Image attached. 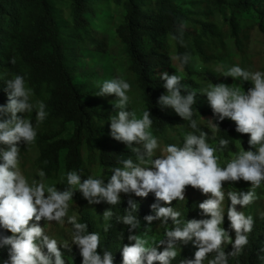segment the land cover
I'll use <instances>...</instances> for the list:
<instances>
[{
  "label": "clouds",
  "instance_id": "1",
  "mask_svg": "<svg viewBox=\"0 0 264 264\" xmlns=\"http://www.w3.org/2000/svg\"><path fill=\"white\" fill-rule=\"evenodd\" d=\"M186 27L181 22L173 37L181 45H184ZM172 59L184 66L193 58L184 54ZM10 63L14 65L15 58ZM216 71L219 75L241 82L250 81L253 85L245 91L241 84L211 83L199 92L206 94L214 115L220 121L228 118L235 122L238 133L249 134V150L242 147L243 150L221 167L217 152L223 151L229 141L221 138L218 145L210 146L207 142L209 134L201 130L199 135L194 132L184 134L182 146L169 144L161 155L154 156L159 144L151 131V112L147 109L142 118H137L135 111L129 110L131 85L117 76L98 84L99 91L95 95L116 97L113 102L116 114L109 117L110 135L124 143L135 154L136 161L131 158L122 160L123 167L114 168L107 183L104 179L83 178L79 172L69 171L66 182L59 183L66 185L64 190H59L57 184L47 183L42 170L37 173L39 180L33 179L31 183L22 173L19 144L28 146L35 142L37 128L45 121L48 112L44 102H32L33 90L26 87L22 75L7 79V103L0 104V145L6 146L0 147V227L11 235L0 236V246H10V264H66L62 249L71 252L72 244L79 248L82 264H114L111 251L105 250L102 254L99 251V233L89 232L86 223L78 222L75 215H68L77 191L90 205L106 202L113 206L120 203L121 193L142 198L154 193L157 201L151 205L154 215H147L144 219L149 225L154 220L168 224L171 219L174 227L166 230L164 238L159 240L150 241L146 231L143 236L130 231L128 240L134 243L122 246V264H171L180 254L179 245H187L190 241L197 248L194 259H185L181 264H204L206 259L208 264H228L229 257L242 255L249 243L248 234L253 230L254 218L237 210V205L242 209L254 203L258 198L256 189L264 184V71L253 72L238 65ZM160 79L166 89L157 101L161 109H173L189 122L191 129H198L192 108L197 92L182 85L184 77L181 75H169L164 71L160 73ZM33 112L35 123L26 118V114ZM207 121L214 137L219 125L211 119ZM240 180L250 182L247 191L225 192V182L232 184ZM188 186L205 195L210 194V198L199 204L203 216L210 218H194L182 224L180 212L171 206H161V201L164 205H170L173 200L185 201ZM226 196L231 201L226 211L230 228L235 232L234 240L222 226ZM128 203L129 209L116 219L128 225L130 230L139 228L140 220L133 214L137 204L132 200ZM114 215L112 209H107L103 212V219L110 221ZM33 219L37 223H30ZM42 219L46 223L64 225L67 222L72 225L71 243L65 241L60 244L50 238L38 223ZM110 227L106 223L104 231ZM228 244L232 245V251L226 253L224 248ZM161 246L163 250H160ZM213 253V258L208 259Z\"/></svg>",
  "mask_w": 264,
  "mask_h": 264
},
{
  "label": "trees",
  "instance_id": "2",
  "mask_svg": "<svg viewBox=\"0 0 264 264\" xmlns=\"http://www.w3.org/2000/svg\"><path fill=\"white\" fill-rule=\"evenodd\" d=\"M64 3L65 0H59ZM70 2L71 23L65 24L57 17L53 0H0V104H6L8 90L6 80L15 75L25 78L26 87L33 90V103L42 101L46 104L48 116L37 128V137L33 144H19L20 156L24 148L34 147L37 151L34 165L36 172L44 171L46 179L55 178L60 169V156L63 155V170L77 171L83 178L91 176L86 161L98 160L105 170V178L108 180L112 170L123 167L122 160L131 158L134 162L136 156L122 142H116L110 135V120L112 116L106 109L99 106V100L89 95L84 84L73 80L70 65L65 56V39L62 31L70 28L67 43L74 44L81 38L88 22L85 12L90 10L92 0H68ZM100 1V0H99ZM123 10L122 23L116 28V36L124 47L128 60V70L135 76V82L142 93V99L147 109L151 112L153 121L152 134L164 148L169 144L177 145L173 136L178 132H194L199 135L201 130L207 132V142L210 146L218 145L221 138L227 139L229 144L221 151L224 156L237 152L236 125L230 119L220 121L213 113L210 105L202 102L203 94L199 93L198 82L193 77L195 72L189 63L182 66L186 71V77L182 85H186L189 91H196V103L192 106L198 129H191L188 121H184L171 108L161 109L157 103L158 98L166 93L160 73L172 69L173 60L170 56L174 52L176 56L191 54L192 47L204 60L210 63L220 59L223 51L232 45L236 46L237 52L244 54L248 41L247 30L240 26L237 15L253 12L257 15V27L264 33V0H209L203 4L212 6L218 11L228 8L231 17L226 31L219 30L216 24L207 21L210 15L205 14V19L199 20L196 13L179 6V0H111ZM102 12L100 6L99 9ZM183 22L186 24L183 39L184 45L179 44L173 37L177 27ZM205 38V39H204ZM227 43V45H226ZM101 45L98 47L100 48ZM213 49V55L209 56L206 48ZM15 58L13 65L10 60ZM258 71H264V59L256 61ZM179 75V74H177ZM251 86H246V91ZM183 92V90H182ZM184 94H187L184 92ZM26 118L35 123V112L26 114ZM211 119L219 125L213 133L205 122ZM67 124L72 125L71 133L63 136ZM241 134V133H240ZM135 146V145H134ZM0 147H6L0 145ZM163 148V149H164ZM162 148L155 151L154 156L162 152ZM20 159V157H19ZM2 162V161H0ZM229 190H225L227 193ZM210 198L198 189L188 186L185 192V201L173 200L170 205L180 212L179 219L182 224L190 219L210 218L202 214L199 204ZM129 200L137 204L134 215L140 220V227L129 228L128 225L118 222L116 216H123L129 209ZM154 193H149L146 198L135 194L121 193V201L117 205H109L106 202L99 204L82 205L78 222L86 223L89 232L99 233V251H111L114 256V264H122V246L134 243L128 240V235H144L150 239L159 240L164 238L166 230L174 227L169 218L168 224L159 220L149 223L144 219L147 215H154L151 207L156 203ZM83 203V201H82ZM230 199H225V217L223 227L229 231L233 240L235 232L230 228L227 219V206ZM255 204L264 211V198H257ZM112 209L114 216L110 221H100L101 210ZM248 207L242 208L237 205V210L250 215ZM30 223H37L34 219ZM45 228L50 238H60L59 231L54 228L59 223H46L43 219L38 222ZM111 227L104 231L105 224ZM148 228V229H147ZM147 229V230H146ZM11 233L0 227V236H10ZM249 243L239 257H229L228 264H264V212L259 222L254 221V227L248 234ZM58 241V240H57ZM9 247L0 246V264H10ZM181 251L171 264H181L185 259H194L196 248L190 241L187 245H179ZM160 250H163L161 246ZM225 252L232 251V245L224 248ZM63 254L76 255V250L62 249ZM215 254H212V258ZM66 264L69 259L63 257ZM159 264V262H155Z\"/></svg>",
  "mask_w": 264,
  "mask_h": 264
},
{
  "label": "rangeland",
  "instance_id": "3",
  "mask_svg": "<svg viewBox=\"0 0 264 264\" xmlns=\"http://www.w3.org/2000/svg\"><path fill=\"white\" fill-rule=\"evenodd\" d=\"M205 1L209 0H179L178 4L184 9H189L191 13H196V17H198L199 20L205 19V14L210 15L207 21L216 24L219 30L226 31L225 28L229 24V19L231 17L229 9L224 7L221 11H218L212 6L206 7L203 4ZM53 5L57 12L58 19L65 24H70V2L65 0L64 3H61L59 0H53ZM100 6L102 12L99 11ZM90 7V10H87L84 14L88 26L85 31L81 33V38L77 42L74 44L67 43L70 28H65L62 31V38L65 39V46H67L65 49L66 60L74 67L72 71L73 80L79 84H84L89 95L99 100V106L108 107L106 110L110 114L115 115L113 102L116 97L114 95L97 96L95 93L99 91L98 84L103 81L117 76L123 78L131 85V90L128 93L131 97L129 110L135 111L137 118H142L143 112L147 110V107L142 99V93L135 82V76L128 70V60L124 47L116 36V28L122 23L123 10L121 7L116 6L111 0H92ZM237 17L241 28L247 30L248 32L246 33L249 36L244 54L241 55V53L237 52L236 46L232 45L223 51L220 59L215 62L211 61L210 63H204V60L197 51L190 47V56L193 59L189 62V65L195 72L193 77L197 80L200 91L207 88L211 83H224L232 86L241 84L245 91L247 85L253 86L250 81L241 82L232 77L219 75L216 71L217 69L225 70L228 67L238 65L245 70L254 72L259 70V66L256 65L255 62L264 59V33L260 32L257 27V15L253 12H249L237 15ZM100 45L101 47L98 48ZM206 51L209 56L213 55V49L211 47H207ZM170 56L173 58L176 57V54L171 52ZM169 73L179 74L183 77L187 76L186 71L180 66L179 61L176 60H173L172 69ZM202 102L209 105L206 94H203ZM232 122L235 123L234 121ZM205 124L209 128L208 121H206ZM71 130L72 125L67 124L62 135H69ZM184 134H186V132L180 131L173 136V138L178 141L177 146H182ZM248 139L249 134L239 133L237 136V152L230 154L228 157L224 156L221 151H218L217 155L219 156L220 166L225 167L227 162L239 151L243 150V148L246 151L249 150L250 146L248 144ZM116 142L119 141L116 140ZM213 146H216V144H213ZM159 148H164L163 142H160ZM36 153V149L31 146L29 148H24L20 156L19 167L29 183H31L33 179L39 180L34 165ZM64 153L63 151L61 152L60 169L57 176L52 179H46L49 184H57L56 187L59 190H64L66 187L64 184H59L61 181L66 182V174L62 166ZM159 155H161V153L156 156ZM86 166L89 168L92 177L104 179L105 183H107L108 180L105 178V170L99 164L98 160L86 161ZM250 186V182H245L243 180L232 184L228 182L224 183L225 190L229 191H247ZM256 193L259 199L264 198V184L256 189ZM73 200L74 202L70 204L68 215H75L78 220L82 205H88V201L83 198L79 191L75 193ZM98 210L100 211L101 208L98 207ZM248 210L250 215L253 216L254 221L259 222L261 220L264 211L259 208L257 204L252 203L249 205ZM101 212L100 221H104V211L101 210ZM54 228L59 231L57 234H59L60 238H63L62 240L56 239L60 244L65 241H71L72 225L66 222L64 225L58 226L57 224ZM71 248L76 250V255L70 256L69 254H63V257L66 256L70 264H82L79 248L75 244H72ZM208 259H212V254L209 255ZM204 264H208L207 259L204 261Z\"/></svg>",
  "mask_w": 264,
  "mask_h": 264
}]
</instances>
